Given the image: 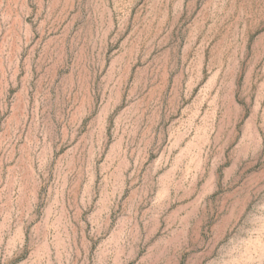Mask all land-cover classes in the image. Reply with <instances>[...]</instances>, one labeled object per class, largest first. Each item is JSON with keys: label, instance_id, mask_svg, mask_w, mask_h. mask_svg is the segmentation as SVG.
I'll return each instance as SVG.
<instances>
[{"label": "rangeland", "instance_id": "rangeland-1", "mask_svg": "<svg viewBox=\"0 0 264 264\" xmlns=\"http://www.w3.org/2000/svg\"><path fill=\"white\" fill-rule=\"evenodd\" d=\"M0 264H264V0H0Z\"/></svg>", "mask_w": 264, "mask_h": 264}]
</instances>
